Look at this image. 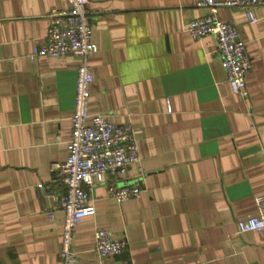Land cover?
Here are the masks:
<instances>
[{"label":"crops","instance_id":"0c3cea01","mask_svg":"<svg viewBox=\"0 0 264 264\" xmlns=\"http://www.w3.org/2000/svg\"><path fill=\"white\" fill-rule=\"evenodd\" d=\"M203 1L88 0L97 46L88 113L130 124L139 163L114 183L138 181L143 193L118 204L106 176L90 188L95 214L72 231L76 264H99L98 229L126 241L111 262L264 264V231L236 229L264 195V10H254L255 24L238 7L218 12L250 60L243 99L214 37L187 33L206 13ZM66 8V0H0V264H61L64 188L52 168L67 158L78 60L30 56L50 11Z\"/></svg>","mask_w":264,"mask_h":264},{"label":"built area","instance_id":"2783aa9c","mask_svg":"<svg viewBox=\"0 0 264 264\" xmlns=\"http://www.w3.org/2000/svg\"><path fill=\"white\" fill-rule=\"evenodd\" d=\"M66 3V9H52L48 14L44 42L34 49L30 59L72 55L78 60L67 158L52 168L64 188L56 204L64 216L58 257L61 264H76V255L70 247L72 231L83 218L95 214L90 188L104 182L106 176L107 195L118 204L139 198L143 190L138 181L122 186L114 183V179L124 175L129 166L139 163L137 142L130 124L116 125L102 114L89 115L88 100L93 81L89 61L97 53V46L92 41L93 24L88 0H66ZM201 5L206 13L190 21L187 33L193 40L207 35L214 37L226 80L236 94L245 99L250 60L244 43L238 38L236 26L221 21L218 12L224 7H238L244 11L247 22L255 24L259 17L254 10H264V0H204ZM254 202L256 213L236 223L237 233L264 231V195L255 197ZM93 238V251L99 264H127L110 261L123 254L126 249L124 239L102 229L96 230Z\"/></svg>","mask_w":264,"mask_h":264}]
</instances>
